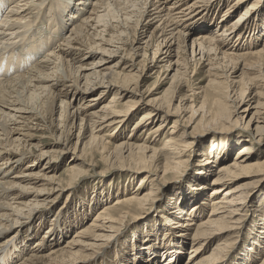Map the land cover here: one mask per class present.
Masks as SVG:
<instances>
[{
  "label": "bare ground",
  "instance_id": "obj_1",
  "mask_svg": "<svg viewBox=\"0 0 264 264\" xmlns=\"http://www.w3.org/2000/svg\"><path fill=\"white\" fill-rule=\"evenodd\" d=\"M75 1L0 0V13L7 5V12L0 19V264L95 261L125 230L149 217L161 202L163 186L178 175L194 152L203 156L199 161L202 166L192 174L191 188H172L167 202L157 210L161 218L146 220L147 224L139 229L153 232L160 227L159 232H166L167 251L158 253V247L151 244L147 255L150 264L161 260V264H222L248 219L247 192L264 184V158L252 156L256 145L264 141V124L258 123L260 111L264 110V42H247L246 46L242 36V27L248 23L245 15L256 12L263 1L227 3L223 16L242 6L246 9L228 25L225 17L221 19V32L213 31V21L207 18L223 0ZM203 16L207 17L198 23L200 35L189 39V25ZM151 25H155L153 32L143 41ZM233 36V42L227 43ZM189 41L192 58L199 56L191 70L188 57L181 58V54H187ZM174 46L175 68L171 69ZM149 50L151 63L155 58L156 62L167 60V66L157 67L158 73L152 71L156 64L145 66L140 64L141 60L135 61L138 57L146 59ZM93 51L98 54L96 60L85 64ZM118 54L120 58L113 60ZM239 65L242 68L235 76ZM169 68L174 72L161 95L153 98L149 90L145 96L140 93V83L152 73L157 74V80ZM205 68L202 74L206 79H199V70ZM56 86L60 88L55 94ZM98 89L101 90L97 96L85 101L87 91ZM252 90L254 94L250 96ZM111 91L113 96L101 110L92 107V102H99ZM56 101L59 115L54 127H59L56 137L62 139V145L44 163L31 161L19 175H9L29 156L45 160V153L37 150L36 144H28L33 135L23 132L25 128L34 130L29 125L45 128L44 120L48 115L53 117ZM233 114L237 115L235 119ZM245 115L250 117L240 130L244 139L230 162H225V157L217 161L223 155L220 149H194L198 135L230 129L231 123H242ZM134 116L139 119L125 137L120 131L128 130ZM74 122H78V132L72 145L67 137H72L71 131L76 129ZM109 129L114 135L107 133ZM136 132L145 133V137L136 142ZM69 152L68 168L57 176L54 164ZM99 164L102 170L96 173ZM37 165L38 171H34ZM110 172L136 180L137 189L115 198L113 205H103L89 224H83L62 243L60 240L69 229L59 226L53 218L54 225L44 234L46 240L34 242V249H21L22 230L31 218L48 214L85 177L96 175L102 180L105 176L113 177ZM243 176L248 179L236 183ZM210 177L214 187L205 196L200 185H205ZM39 184L43 189L35 188ZM30 186L32 199L25 195ZM195 196L200 200L193 199ZM188 210L192 213L188 214ZM258 210L257 220L263 221L264 210ZM162 218L168 222H164L165 226ZM173 221L183 224L175 226ZM258 237L264 244V238ZM184 243L189 245V252L187 259L182 260L178 250L185 247ZM258 248L251 249L252 255ZM251 257L242 264H253L258 258ZM258 264H264V255Z\"/></svg>",
  "mask_w": 264,
  "mask_h": 264
},
{
  "label": "rangeland",
  "instance_id": "obj_2",
  "mask_svg": "<svg viewBox=\"0 0 264 264\" xmlns=\"http://www.w3.org/2000/svg\"><path fill=\"white\" fill-rule=\"evenodd\" d=\"M17 1H19V0H17ZM71 1L74 4L76 3L75 0H71ZM262 1H263V5L260 6L256 12L254 10H252V12H249V14H246L244 17V19H247L248 23H246L247 25H244L242 27L243 32H242V30H241V32H242V36L245 37L246 43L244 45H246V46H248V44H250V43H253V41H257V43L259 45H262V43L264 42V0H262ZM230 2H232V0H229V1L223 0V1H221L220 5L214 7L212 9V12H210V14L211 13L212 14L211 15L209 14L207 19L208 20L212 19L213 31H216V32L222 31V28L224 27V25L218 24L221 19H224V17H225L226 24L228 25L231 22L236 21V19H237L236 17L240 13H243L242 12V11H244L243 9H246V8H244V6H242L237 11H232L231 14H229L228 16H225V15L223 16L224 10L226 9V7L228 5L227 3H230ZM6 12H7V5L1 10L0 19L5 16ZM205 17H207V16H203L202 18H200V20L197 19L196 22H193V25H189V27L192 29V33L189 36L187 35V37L189 39L200 35L198 32V28L200 27V25L198 23L200 21L203 22ZM1 20H0V22H1ZM154 27H155V25H153V26L151 25L147 29V31L145 32L146 37L143 39V41H145L147 39V37L151 34V32H153ZM216 27H217V29H216ZM250 30H251V32H250ZM247 34L250 35V37L253 35L251 40L249 39L250 37L247 39V36H248ZM234 38L235 37L233 36V38L229 39L227 43H229V44L232 43ZM153 40L150 41L151 46L153 44ZM190 42L191 41L187 42V46H188L187 47L188 48L187 54L186 53L181 54V58H185L186 56L188 57L187 63H188L189 70H191L192 68H195L196 60L199 58V56H195V59L192 58L191 49L189 48ZM247 42H248V44H247ZM175 48L176 47L174 46L173 52H172L173 57L170 59V62H171L170 68L171 69L175 68V66H174V62L176 60V58H175L176 57L175 56L176 55L175 54L176 49ZM255 48L258 49L257 45H255ZM197 53H198V49H196V54ZM89 55H93L94 57L92 56V58L86 59L84 61L85 64L92 62L93 60H96V56H98V54L96 55V53L94 51L91 52ZM119 58H120V55L118 54V56L113 58V60L116 61ZM160 58H164V55H161ZM140 60H141V63H140L141 65H145V66L147 65L148 66L151 64H154V65L156 64V67H154L152 70L153 73L159 72L158 71L159 69L157 67H160L162 65L167 66L166 58L163 59L162 62H156L157 60L155 58L154 62L151 63V61H152V51L151 50H149L146 59H141V57H138V58H136L135 61L138 62ZM86 67L88 69H90L89 66H86ZM238 67H239V71H237L235 76L239 75L240 69L242 68L241 65H239ZM170 68L167 71L164 69L159 74V77L157 80L155 78L157 74L155 75L152 73L150 75V78H147L145 81H143V83H140L141 84L140 85V93L143 92L142 95L145 96L147 90H149V91H151L150 95L153 98H156L159 95H161L167 89L168 83H169V78L172 75L171 73L174 72V71L170 72ZM205 70H206V68L203 69L202 71L199 70V72H201L199 79H206L204 77V75L202 74ZM232 76H234V75H232ZM200 84L204 85L205 82L200 83ZM259 84H262V83H259ZM59 88L60 87L56 86L53 89L54 90L53 93L56 94V92H57L56 90H58ZM100 90L101 89H98L96 91H90V92L87 91L85 94L86 95L85 101L94 97V96H97L100 93ZM253 92H254L253 90L249 92V94L251 93L250 96H252L254 94ZM113 94H114L113 91L106 93V95L103 96V98L99 102H97V101L92 102V104H91L92 107L95 109L101 110V108L103 106L108 104V101L110 100V97L113 96ZM177 101H178L177 99L174 101L175 105L177 104ZM55 105H56L57 109H55V111L53 112V117H49V115H48L44 120L46 122L45 128L40 127V125H39V127L34 126V125H29L34 130L29 131L25 128L24 132H23V133L30 132L33 135V140L31 139L30 141H28V144H32V145L36 144L37 145L36 149L42 150L45 153V155H46L45 160H38V159L34 158L33 156H29L26 160H24L19 165L18 168H16L15 170H11V172L8 173L9 175H12V176L14 174L19 175V173H20L21 169L24 167V165L28 164L31 161L34 162V164L44 163L52 155L51 152H54V150H57L60 147L59 145H62V143H63L62 139L58 140L56 137L60 134V131H57L59 129V127L58 128L56 127L57 130L54 127L55 123H56V122H54V120L55 119L58 120L59 102L56 101ZM251 107H254V104L251 105ZM243 108L238 110L237 113H239V115H241L240 110H242ZM251 111L254 112V110L252 108H251ZM260 114L261 115H260V119L258 120V123H259V125H263L264 124V110L260 111ZM232 116H233V119H235L237 117L236 114H233ZM249 117H250V115L249 116L245 115L244 121L242 123H241V121H239V123H237V124L231 123L230 125H232V128L227 129L225 131L207 132V133H203V134L198 135L196 137L194 149H197V150L199 149L202 151H203V149L204 150H210V151H212V150L217 151L218 149H220L223 152V155L219 156L218 157L219 159H217V161H219L221 159V157H225V162H230L232 157L236 153V151L241 147L240 144H241V141L244 139V133H242V131H240V130L244 129L245 122L248 121ZM136 119L138 120L139 117L134 116L132 121L128 124V125H130L128 130L127 131L125 130V132L120 131V132H123L120 134H122L123 136L126 134L125 137H127V135L129 136L131 129L134 127L135 123L137 122ZM57 120H55V121H57ZM34 123H36V122H34ZM74 123H75L76 129L74 131V128H73V130H72L73 132L71 131V133L73 134L72 137H70V136L67 137V139L70 140V143L72 145H74V143L76 141L75 136L77 135V132H78L77 131L78 130V122H74ZM42 124L43 123H41V125ZM35 128H38V129L41 128V129L35 130ZM111 132H112V130L109 129V131L107 133H111ZM126 132H128V134ZM134 133H135V131L133 130L132 134H134ZM81 134H82V131H81ZM66 135H64L65 139H66ZM87 135H88V133H87ZM113 135H114V133H113ZM135 136H136L135 141L138 142V140H142L145 137V133H143L141 135L140 132L139 133L136 132ZM24 139L27 140V138H24ZM58 142H59V144H58ZM70 154L71 153L69 152V153H66L65 155H61L57 159V161L55 162V164H54V166H56V173L55 174L57 176L60 175L62 172H64L68 168V165H66V161L71 156ZM215 155H216V153H215ZM202 156L203 155H199L196 152H194L192 154V157L188 160V162L185 165H183V168L179 169L178 175H176L168 183L165 182L166 186L165 185L163 186L164 192L161 193L162 190L160 191L159 197H160L161 202L150 213L149 217L141 220L142 222L139 221L140 223L137 222L131 229H129L127 231L125 230L126 233L120 239H118L116 242H114V245H111L110 248L103 255L98 256V258L95 261H90L89 264H143V262L148 259L147 258L148 248L151 244L153 246L158 247V250H157L158 253L167 251L168 246H166L165 245L166 243H164V237H165L166 232H163V230L161 232H159L160 227H157L155 229V231H153V232L146 230V228L145 229H139V228H141L144 224H147L146 220H158L159 218H161V217H159L161 215V213L157 212V210H160V206L164 202H167L169 192L172 188H176V189H180V190L186 189L188 187L191 188L192 183L194 182V177L192 174L195 173V171L198 169V167L202 166V165H200V162H199L202 159ZM252 156L258 157L260 160H262L264 158V141H262L256 145L255 151L252 154ZM29 164H31V163H29ZM38 166L39 165H37V167L34 168V171H38ZM101 168L102 167L99 164V167L96 169V173L100 172L102 170ZM109 175H113V177L108 178L109 176H105V177H103L102 180L100 179V176H96V175H93V176L89 175V176L85 177L84 179H82L83 182L80 181L77 184V187L75 189H73L70 194H68V197H65V195L62 196L56 205H54L53 207L51 206L52 208L50 207L51 208V209H49V213L51 212L50 214L49 213L47 214V212H45V213H43L44 216H40L41 215L40 214V215L35 216V218H31L29 220V223L27 224V226L22 230V232H23L21 234L22 237L19 241V244H20L19 246L22 245L21 249L27 248L28 246L32 249L35 245L34 242H36L40 238L42 239V241L46 240V237H44V234L48 232V229L50 228V226H52V224L54 225V223L56 221H59L58 222L60 224L59 226L63 225V226H65V228L68 227V229H69L68 235L65 238H62L60 240L62 243L66 239H69L73 235V233L75 231H77V229L84 227V226H82L83 224H87V223L89 224L92 216L97 214L98 212H101L107 203H108V205H113L115 200L118 197L121 198L122 196L129 194L131 191H132L131 193H133V191H135L138 187V182L136 180H130L129 181L127 176L125 175L126 176L125 177L124 174L122 175L120 173L114 172V173H111ZM263 176L264 175H262V178H264ZM192 177H193V180H192ZM211 179H212L211 177L209 179H207L205 185H202L200 183L201 184L200 186H203L200 189L204 190L205 196H208L209 190L214 187L210 184ZM247 179L248 178L246 176L240 177L236 183L246 181ZM15 180H20V178L15 179ZM172 184H174V185H172ZM20 186H23V185H20ZM207 186L209 188H207ZM35 188L43 189V186L39 184V185H35ZM25 190H27V194H25V195L28 198L32 199V187L30 186V189H25ZM195 198H197V200H200L199 197L195 196L193 199H195ZM247 201L249 203L248 219L246 218V220L243 222L242 228L237 233L238 238L236 237L234 239L231 247L229 248V254H227L225 256V258L222 261V264H242L243 260L247 259V257L249 255L252 256L251 258L258 256V258L255 259V261L253 262V264H258L261 257L264 255V244H262L261 239L258 237V236H261L264 238V233H262V230H264V218H263V221L257 220L258 216H259V214L257 212V211H259L258 209L263 208V210H264V184L258 190L250 188V190L247 192ZM199 202H202V201H199ZM60 206H62L63 209L60 210V208H59ZM188 211H189V212H187L188 214L192 213L191 210H188ZM53 218H54L55 222L52 220ZM161 221H163V225L165 226L164 222H166L167 220L162 218ZM178 222L179 221H177V222L173 221L172 223L175 226L183 224L182 222H179V223ZM166 223L168 224V222H166ZM64 232H65V230H64ZM62 234H64V233H62ZM45 236H47V235H45ZM31 238H34V239L32 240ZM258 239L260 241H258ZM251 243H252V245H251ZM260 243L262 244L261 246H260ZM163 244H164V246H163ZM173 245L176 248H179L178 244L176 245L174 242H173ZM184 245H185V247L181 248L180 251L178 250L179 254L182 257V260L187 259L188 252H189V245L186 243H184ZM255 246H258L259 248L252 255L251 249H253ZM163 261L164 260H161L157 264H161ZM146 264H150V262H148V260H147Z\"/></svg>",
  "mask_w": 264,
  "mask_h": 264
}]
</instances>
